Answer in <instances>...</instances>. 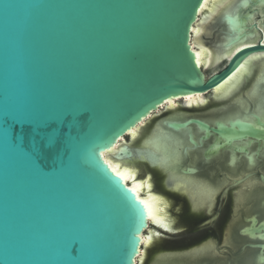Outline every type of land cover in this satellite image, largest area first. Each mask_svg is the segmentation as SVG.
<instances>
[{"label": "water", "instance_id": "obj_1", "mask_svg": "<svg viewBox=\"0 0 264 264\" xmlns=\"http://www.w3.org/2000/svg\"><path fill=\"white\" fill-rule=\"evenodd\" d=\"M203 1L0 0V264H134L144 211L99 153L168 100L211 94L264 54L257 21L243 26L264 0H237L211 45L234 48L252 28L259 37L205 77L189 43ZM242 120L170 124L216 134V149L264 139Z\"/></svg>", "mask_w": 264, "mask_h": 264}, {"label": "bare ground", "instance_id": "obj_2", "mask_svg": "<svg viewBox=\"0 0 264 264\" xmlns=\"http://www.w3.org/2000/svg\"><path fill=\"white\" fill-rule=\"evenodd\" d=\"M236 2L237 0H204L201 4L197 21L191 27L192 35L189 43L194 53L195 63L202 72L221 62L223 58L229 59L237 49L256 43L258 35L253 31V28L252 34L249 36L250 40H247L248 37L234 39V48H211L201 40L206 29L205 23L208 24L216 17L221 20L232 15ZM251 6L256 14L244 18L243 26L252 21H257V26L262 31L261 37L264 44V7L260 5ZM259 14L262 15L260 19ZM262 84H264V54H255L246 59L238 71L207 98L202 94H197L168 100L160 109L158 108L156 112L129 130L126 138L123 137L119 142L99 153L109 170L115 176L121 177L144 211L143 232L138 234L141 246L137 251V258L133 261L134 264H142L148 249L153 246L157 238L161 239V232L149 224H154L170 233H175L178 230L177 226L182 219H180V215L184 213L186 204L181 202L176 204V197L172 193H176V190L183 191L187 195V203L192 210L207 205H209L208 209L210 210L214 198L212 195L215 194L211 195L210 187L203 184L202 180L200 183L199 179L192 176L193 174L183 175L179 174L177 170L181 163V152L185 150L189 154L195 150L186 143L185 130L177 131L179 133L173 132L162 125L164 120L152 123L153 118L161 111H166L170 116L168 120L176 121L187 116V113L183 112L184 109L204 108L211 101L232 102L238 106V114L228 116L226 119L220 118L221 121L250 118L254 127L263 128L264 125H258L254 119V116H257L264 120V92L259 91ZM245 96L248 101L250 100L256 105L252 112L249 108H245L249 107L248 103L242 100L243 98L245 100ZM249 139L234 141V146L247 144L249 149L255 143ZM262 142L264 144V139ZM200 145H204V140L201 141ZM184 146L186 148H183ZM218 153L220 151L212 153L211 157ZM235 163L233 162V164ZM161 178L164 185L163 190L159 189L160 186L158 185ZM149 229L151 235L146 234L149 233ZM174 256L175 253L166 251L156 257L160 262H174V258H176Z\"/></svg>", "mask_w": 264, "mask_h": 264}, {"label": "flooded vegetation", "instance_id": "obj_3", "mask_svg": "<svg viewBox=\"0 0 264 264\" xmlns=\"http://www.w3.org/2000/svg\"><path fill=\"white\" fill-rule=\"evenodd\" d=\"M245 101L249 106L245 108H249L252 112L256 105L248 101V98H245ZM211 103L218 102L211 101ZM238 109V106L235 105L233 107L234 111L231 110V112L211 111V114L214 113L213 117L187 115L185 118L176 120V123L182 124L191 120H198L207 124L209 128H216V123L228 127L229 122L242 119L221 121L220 118L226 119L228 116L237 115ZM161 120H164L162 122V125H164L163 123L168 121V118ZM164 127L166 128V126ZM177 131H184L186 133V143L195 149L190 152L192 154L181 152V163L177 168L179 174H193L192 176L199 179L200 183L202 180L203 184L210 187L211 195L215 193L212 195L214 198L210 210L208 209L209 205L192 210L190 205L188 206V198L183 191L176 190V193H172L176 197V204L180 202L186 204L184 213L180 215L181 222L179 221L177 227L181 224L194 223L202 217H211L210 213L215 209V206L220 205L221 202L226 204L225 200L228 197L229 200L227 201H230V204L227 205L230 207V215L225 217L219 232L213 230L211 231L212 235H205L188 247L176 248V252H170L175 253L174 262L172 260H170L172 262H166L165 260V262H160L157 259L158 257H155V253L152 259L148 255L146 261H143L142 264H264L263 142L250 138L249 140H253L255 143L249 149L240 145H238L239 147L230 146V144L216 149V146H219L223 141L212 132H209L206 136L205 132L195 123H189L176 129V133H179ZM202 140H204V145H200ZM183 148H186V146ZM215 150L220 151V153L209 158L208 155L214 153ZM233 161L236 163L233 164ZM158 185L160 186L159 189L163 190V183ZM216 219H218L217 216L209 221L207 220L201 226L210 225ZM156 230L161 234L169 233L160 229ZM152 250L150 251L153 252Z\"/></svg>", "mask_w": 264, "mask_h": 264}, {"label": "rangeland", "instance_id": "obj_4", "mask_svg": "<svg viewBox=\"0 0 264 264\" xmlns=\"http://www.w3.org/2000/svg\"><path fill=\"white\" fill-rule=\"evenodd\" d=\"M260 6L264 7V5H260ZM201 19L203 20V17H201ZM217 21H219V17H216L214 20L210 21L208 24L205 23L206 29H205V32L201 36V40L206 44V46L211 47V48H214L211 45V42H213V40L215 38V30H209V29H215V27H216V30L218 31L220 28L217 26ZM221 62L217 63L216 65H214L211 68L204 70L203 71L204 76L208 77L210 74L219 70L223 66V63H221ZM259 91L264 92V84H262V87L259 88ZM209 95L210 94L205 95V97L207 98ZM243 97H244V95H243ZM245 98H246V96H245ZM242 100L245 101L244 98ZM234 106H235V103H232V102H221V103H217V104L211 103V104H208L204 108H195V109H188V110L184 109L183 112L185 114L187 113L186 115H189V116L213 117V114L210 113L211 111H217V112L219 111L220 113H222V112L226 113L230 110V112H231V110H233ZM169 117L170 116H168L166 111H161L155 118H153L152 123H156L157 121H159L161 119L169 118ZM172 122H176V121L175 120H168V121H166V123L164 122V124L166 125V128H168V130L171 129L173 132H176V128L179 126V124H170ZM183 152H185V150ZM159 183H162L161 179H159ZM227 200H229V197L225 200L227 202L226 204L225 203L223 204V202H221L220 205L215 206V209H213L212 212L210 213V216L212 215L211 217H209V218L202 217L200 220L198 219L194 223L181 224L178 227V231H177L178 233L177 234H176V232L175 233L169 232V233H164V234L162 233V235L160 236L161 239L157 238L156 242L153 244V246L150 249H148V251L146 252V254H147L146 257L148 255H150V257L152 259L153 254L156 253V256H157L160 254L161 251H162L161 253L166 252L164 250H167L168 252H173V251L176 252V248L188 247L189 245L193 244L195 241L200 240L205 235H212L211 231H213V230L219 232V230L223 226L222 224L224 223L225 217H227V216L229 217V215H230L229 214L230 213V207L227 205V204H230L229 203L230 201H227ZM215 216L218 217V219H216V221L212 222L210 225H207L204 227L201 226L207 220L209 221L211 218H213ZM148 232L149 233H146V234L151 235L150 229ZM152 249H154L155 251ZM150 250H152L153 252H151ZM157 252H159V253L157 254ZM146 257L144 258V262L146 261Z\"/></svg>", "mask_w": 264, "mask_h": 264}, {"label": "snow or ice", "instance_id": "obj_5", "mask_svg": "<svg viewBox=\"0 0 264 264\" xmlns=\"http://www.w3.org/2000/svg\"><path fill=\"white\" fill-rule=\"evenodd\" d=\"M239 51V49H238ZM58 139H59V136L56 135V134H50L47 138H46V142L49 144V145H55L57 142H58Z\"/></svg>", "mask_w": 264, "mask_h": 264}]
</instances>
